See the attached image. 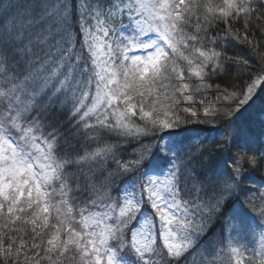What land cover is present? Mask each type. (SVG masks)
Segmentation results:
<instances>
[{
  "label": "rangeland",
  "instance_id": "obj_1",
  "mask_svg": "<svg viewBox=\"0 0 264 264\" xmlns=\"http://www.w3.org/2000/svg\"><path fill=\"white\" fill-rule=\"evenodd\" d=\"M182 1L77 0L74 8L72 0H0L8 33L20 32V41L40 58L28 57L33 63L27 79L9 83L7 95L0 93L9 95L10 107L0 111V203L7 202L1 207L9 216L32 200L41 211L48 204L42 185L52 180L57 155L31 126L35 120H27L34 106L68 111L84 128H105L114 118L124 135L125 130L132 134L133 123L121 108L129 102L130 82L119 71L124 78L139 79L159 71ZM262 81L256 80L246 95L248 109L255 111L246 115L248 128L236 123L222 133L193 134L192 142L174 137L133 145L134 167L125 169L116 159L109 163L111 182L99 188L104 198L94 216L83 218V228H89L77 245L80 264H177L182 257V264L264 261V178L256 180L252 173L255 156L264 159V93L256 98ZM237 142L250 156L246 168L243 158L231 152ZM217 146L229 148L204 158L201 164L215 159V165L198 180L193 159ZM120 183L119 195L111 197ZM238 195L215 226L222 208ZM67 240L76 237L69 233Z\"/></svg>",
  "mask_w": 264,
  "mask_h": 264
},
{
  "label": "trees",
  "instance_id": "obj_2",
  "mask_svg": "<svg viewBox=\"0 0 264 264\" xmlns=\"http://www.w3.org/2000/svg\"><path fill=\"white\" fill-rule=\"evenodd\" d=\"M217 1L180 3L182 13L175 18L166 54L156 66L159 71L141 79L124 78L123 70L119 71L120 78L130 82L129 104L121 108L133 123L132 134L125 130L127 136L124 135L114 118H108L110 124L105 128H84L68 111L51 105L34 106L27 120H35L31 126L52 143L57 155L54 176L42 185L48 204L41 211L32 200L21 206L16 216H9L1 207L7 202L0 203V264H80L76 259L77 245L89 228H83V218L94 216L99 199L104 198L99 188H106L111 182L110 162L116 159L129 169L135 166L131 157L133 145L174 137L192 142L189 138L193 134L201 138L229 131L236 123L247 126L246 115L254 111L248 109L246 101L249 88L263 78L256 98L264 93V0H228L223 6L214 7ZM72 2L77 8V0ZM73 15L76 17L77 12ZM7 18L8 15L0 16V93L5 91L6 95L9 83L15 85L27 79L33 63L28 57L40 59L20 41V32L8 33ZM82 33L77 36L80 43ZM8 96L0 94L1 112L10 108ZM9 136V140L14 139ZM228 148L203 150V158L193 159L194 176L199 180L215 165V159L213 163L201 164L205 157H217ZM230 148L243 158L246 168L250 156L241 144L237 142ZM93 155L96 158L92 160ZM254 165L255 179H263L264 159L255 156ZM119 185L111 197L119 195ZM238 200L239 195L229 199L215 226L223 223V217ZM253 207H249L251 212ZM215 226L214 229L219 228ZM69 233L75 235V243L67 240ZM78 234L82 236L77 237ZM182 260L185 257L177 264H182Z\"/></svg>",
  "mask_w": 264,
  "mask_h": 264
}]
</instances>
